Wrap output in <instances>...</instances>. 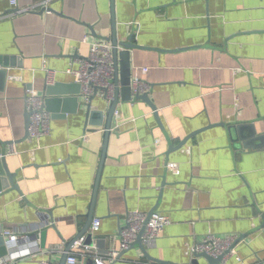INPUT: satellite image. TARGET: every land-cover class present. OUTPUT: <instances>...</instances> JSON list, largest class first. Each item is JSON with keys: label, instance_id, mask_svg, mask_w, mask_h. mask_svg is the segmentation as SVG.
I'll use <instances>...</instances> for the list:
<instances>
[{"label": "crops", "instance_id": "1", "mask_svg": "<svg viewBox=\"0 0 264 264\" xmlns=\"http://www.w3.org/2000/svg\"><path fill=\"white\" fill-rule=\"evenodd\" d=\"M28 5L22 12L0 0V141H13L7 163L28 200L17 189L0 192V236L15 231L17 247L33 251V225L48 216L46 248L13 264H58L86 224L104 142L95 123L110 106L95 96L88 122L67 69L93 43L109 42L112 15L110 0H19ZM115 9L119 39L133 35L144 46L132 51V73L150 67L142 76L159 118L143 99H121L92 249L120 250L127 214L157 209L171 220L159 238L110 264H193L190 247L209 233L245 236L235 244L243 262L232 256L226 264H264V0H115ZM48 69L56 71L51 132L25 138L24 96L45 90ZM84 248L78 241L72 250L88 264Z\"/></svg>", "mask_w": 264, "mask_h": 264}, {"label": "built area", "instance_id": "2", "mask_svg": "<svg viewBox=\"0 0 264 264\" xmlns=\"http://www.w3.org/2000/svg\"><path fill=\"white\" fill-rule=\"evenodd\" d=\"M16 6L18 11L29 12L35 5H28L27 7H19V0H10ZM71 65L68 67L67 72L70 73L74 81L81 86L80 95L85 101L91 102L92 96H100L105 98L109 103L114 100L115 94V62L113 60V46L107 41L95 42L92 44L90 52L83 57H74L71 60ZM150 67L138 66L133 70L132 79V93L134 99L139 94L149 93L151 85L143 78V74L149 71ZM55 70L48 69L46 82L47 84H54ZM24 100H26V108L32 112L31 124L29 127V135L32 139L39 140L45 135H49L52 127L51 112L43 109L45 105L44 96L34 88L27 89ZM115 115L120 116L116 110ZM100 218H94L90 227L92 233L97 232L101 225ZM127 224L121 229V248L107 249L106 251H94L92 247L84 248L82 255L89 258L92 257L95 264H110L120 258L121 252L130 248L131 244L137 240V236L145 227L142 233V238L145 243L149 244L156 241L163 229L171 223L168 215L162 212H157L148 217V213L142 210H133L127 214ZM51 223V222H50ZM5 242L8 245V252L0 256V264H13L28 254H33L40 251L39 246L31 251L30 247L26 245H19V234L12 230L4 231ZM238 236L229 235L226 237L218 236L214 233L207 234V237L199 243H195L189 249V254L192 258L200 253H207L214 257L223 255L222 263L226 264L232 256H236L239 261L243 262V258L238 253L235 247ZM53 247L51 250H53ZM67 264H85L83 259L78 257L76 251L71 250L68 255ZM38 264H53L47 259L41 260ZM192 264V262L184 263Z\"/></svg>", "mask_w": 264, "mask_h": 264}, {"label": "water", "instance_id": "3", "mask_svg": "<svg viewBox=\"0 0 264 264\" xmlns=\"http://www.w3.org/2000/svg\"><path fill=\"white\" fill-rule=\"evenodd\" d=\"M110 9H111V27H112V34L110 37H106V40H108L111 45L113 46V60L115 62V74H114V83H115V94H114V100L110 103V106L108 108V110L105 112V118L103 122H96V125H103L104 129H103V133H104V142H103V147H102V155H101V159H100V164L98 167V173L96 176V180H95V188H94V192H93V196H92V200H91V206H90V210L87 214V219H86V224L79 230V232L71 238V241L68 242V244L66 245V248L64 249L61 259L59 261L58 264H67V260H68V255L71 252L73 246L78 242V241H82V245L84 247H92L95 243V239H94V235L93 233L90 231V227L92 224V221L94 219V210H95V202L97 199V194L99 191V184H100V179L103 173V166H104V162L106 160L107 157V146H108V142L110 139V136L112 134V128H113V123H114V119H115V111L117 110V107L122 100L124 101H132V100H137V99H143L144 101H146L147 103H149V105L151 106V108L154 111V114L159 118V114L157 111V107L156 105H154L153 101L151 100L150 96L148 93L145 94H139L137 96V98L134 99L133 97V93H132V51L136 48H144L143 45L138 44L136 42L133 41V35H131L128 40H120L118 37V33H117V17H116V9H115V0H110ZM79 87V92L81 90V86L80 84H78ZM55 86L54 84H47L46 88L44 91H41L40 93L44 96V100H45V105L43 107V109H45L46 111H50V107H49V100H51L52 98V94H53V88ZM96 95L92 96V101L94 99ZM92 101L88 102V110H87V115L88 116V122L90 121V119L93 117V110H92ZM31 115L32 112L29 111L27 108L25 110V114H24V118L26 120L25 123V138H29V127L31 124ZM51 115L53 116L52 112ZM159 122L161 123L160 119ZM223 126H228L229 128L232 127V129L236 126H234V123H222ZM238 125V124H237ZM239 128V127H238ZM197 132H193L191 133V135L189 137H187V139L183 140L181 143H179L178 147H181L182 145H184L186 143V141L191 138L192 135L196 134ZM240 141H244V137L240 136L239 137ZM13 141H0V182L3 181V185L1 183L0 185V192H4L5 190H18L19 193L22 195V197L24 198L25 201H28L26 196L24 195V192L22 190V188H20V186L16 183V176H17V172H12L9 169L8 163H7V148L10 144H12ZM6 192V191H5ZM157 209H153L152 211H150L148 213V217H150L152 214L157 213L156 211ZM49 219L48 216L44 217L42 216V218L40 219L39 222L35 223L33 225L32 228V234L30 235V240H36L37 244H39L40 248H46V237H47V233H48V228L50 226L49 223ZM264 227V223L262 225ZM124 227V226H123ZM123 227H121V229H123ZM145 230V227L141 230L140 234L137 236V240L131 244L130 248L135 247V246H139L140 248L143 249L144 252H146V243L144 242L143 238H142V233ZM34 232V233H33ZM245 236H241L240 239H243ZM238 240V241H239ZM5 237L4 236H0V247L3 246V249L6 248L5 245ZM237 241V242H238ZM5 253V251H4ZM124 253L121 252L120 255H122ZM147 254V253H146ZM148 255V254H147ZM150 257V256H149ZM200 257H204L207 259L209 264H223L222 263V256L219 257H214L211 256L207 253H200L198 254L194 261L193 264H200L199 262V258ZM151 258V257H150ZM88 264H95L94 260L92 257L89 256L88 258Z\"/></svg>", "mask_w": 264, "mask_h": 264}]
</instances>
